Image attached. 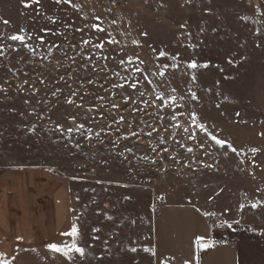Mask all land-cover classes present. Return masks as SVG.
I'll list each match as a JSON object with an SVG mask.
<instances>
[{
  "label": "rangeland",
  "instance_id": "374dc122",
  "mask_svg": "<svg viewBox=\"0 0 264 264\" xmlns=\"http://www.w3.org/2000/svg\"><path fill=\"white\" fill-rule=\"evenodd\" d=\"M0 48V177L28 166L61 177L66 231L75 221L85 249L72 264H161L164 206L228 221L240 263L264 264V203L251 207L264 202V0H0ZM193 113L237 152L208 139Z\"/></svg>",
  "mask_w": 264,
  "mask_h": 264
},
{
  "label": "crops",
  "instance_id": "0c3cea01",
  "mask_svg": "<svg viewBox=\"0 0 264 264\" xmlns=\"http://www.w3.org/2000/svg\"><path fill=\"white\" fill-rule=\"evenodd\" d=\"M70 214L69 191L55 172L38 166L6 172L0 177V264H72L46 247L66 232ZM157 226L156 254L166 264H197V258L199 264H241L237 244L191 206L161 207ZM197 237L212 246L197 250Z\"/></svg>",
  "mask_w": 264,
  "mask_h": 264
},
{
  "label": "snow or ice",
  "instance_id": "6c2138e0",
  "mask_svg": "<svg viewBox=\"0 0 264 264\" xmlns=\"http://www.w3.org/2000/svg\"><path fill=\"white\" fill-rule=\"evenodd\" d=\"M71 2H72V0H55L56 4H61V3L68 4V3H71ZM22 3H24V6L27 8V7H31V5H33V4H40V0H30V2H25V0H22ZM73 7L76 8V9H79V5L73 4ZM257 10L259 11V9H257ZM49 19L52 20L51 17H49ZM95 19L97 21H100L101 18L99 16H97ZM242 19H246V18H242ZM53 22H55V21L53 20ZM3 23L5 25H7V24H9V21L4 20ZM89 27L91 29L97 31L98 33L105 32V29L98 23H93ZM180 27L184 28V27H186V25L181 24ZM82 30L83 29H77V31H82ZM21 31H23V29ZM45 31H47V30H45ZM108 35L111 36L110 33ZM144 35H147V34L144 33ZM7 38L12 40V41H20L22 44L25 41V36L24 35H20V34H12V35H10ZM29 39H30V37H29ZM40 39L42 40L43 38L41 37ZM82 43L89 44L90 41L84 40ZM108 43L116 44V43H118V41H116L114 38H111V39L108 40ZM133 43H138V42L137 41H133ZM24 46L25 47H29L26 44H24ZM9 47H11V45H9ZM93 47L103 48L104 44H103V42H100L98 44L93 45ZM13 50H15V49H13ZM0 55H3L2 48H0ZM160 55L163 56V55H166V54L161 52ZM172 59L175 60V59H177V57H172ZM128 60H129V63H131L132 58L129 57ZM121 63H123V61H121ZM141 63H143V62L141 61ZM229 63H232V61H229ZM187 66L189 68H191V69H197L198 67H207L208 65L207 64L198 65L195 61H192V62L188 63ZM168 67H169V65H167V64L160 67L159 75L161 77H163L165 75V70ZM171 67L175 68V67H177V65L173 64V65H171ZM135 71L143 72V69L136 68ZM153 75H155V73H153ZM144 78H145V80H148V82L150 84L152 83V81L148 79L147 75H145ZM192 79L195 80V75H193ZM114 87H123V85H114ZM130 87L135 89L137 87V83L136 82L132 83L130 85ZM172 91L174 92L175 89H173ZM141 95H143V93H141ZM192 98L193 99H198L196 97L195 93H192ZM157 99L163 101V106H165V107L168 106V99H166L162 93L157 95ZM175 99H176L175 97H171L170 98V100H171L173 105L175 104ZM69 103H71V101H69ZM113 107H117V105H113ZM236 116L239 117L240 113L237 112ZM172 118L175 119V116H173ZM121 119H123V118H121ZM192 119H193V122L195 123L196 127L201 132L206 133V137L208 139H210L211 141H214L215 144L218 145L220 148H224L227 145V148L229 150H231L234 153L237 152V149H235L229 141H227L225 139L218 138L215 134H213V132L208 130V128H207V126L205 124L199 123L198 119H197V117L195 116L194 113L192 115ZM177 126H179V125H177ZM69 131H71V130H69ZM185 131L187 132L188 129H185ZM150 134L151 133H149V135ZM133 135H135V133H133ZM261 135L264 136V133H261ZM190 138L194 139L195 135L190 136ZM188 151L191 152L192 149L189 148ZM249 151L251 153H253V155H255L259 150L257 148H251V149H249ZM225 155H227V152H225ZM253 164L255 165V161H253ZM208 167H211V165H208ZM217 194H219V193H217ZM260 203H264V202L258 201L257 203H253L251 205V207L252 208H256L258 206V204H260ZM243 208H244V205L241 204L240 205V209L243 210ZM203 214L206 217H211V216L216 215V213H213V212H205ZM218 226L219 227L231 228L232 224L229 223L228 221L224 220ZM93 231H99V229H93ZM60 235L63 236V237H67L69 239L64 240L62 243H49V244H47L46 247L49 249V251L54 252V253H59V254L65 256L66 258H68L69 260H72L75 254H79L80 256H84L85 255V249L83 247L79 246L80 233H79L78 225H77V223L75 221L72 223L71 228L68 231L62 232V233H60ZM195 245L197 247V250H199L201 248L211 247L212 243L210 241H206L204 239V237H197L196 240H195ZM130 251L136 252L137 249L135 247H133V248L130 249ZM145 251H149V249H145ZM152 255L155 256V251L154 250H152ZM6 264H7V262H6ZM161 264H166V261L162 260ZM184 264H190V262L186 260L184 262ZM197 264H199V259L198 258H197Z\"/></svg>",
  "mask_w": 264,
  "mask_h": 264
}]
</instances>
